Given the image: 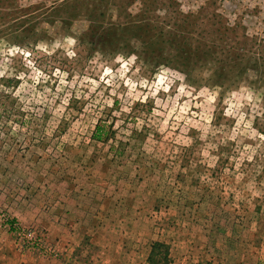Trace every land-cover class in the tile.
<instances>
[{"label": "rangeland", "instance_id": "rangeland-1", "mask_svg": "<svg viewBox=\"0 0 264 264\" xmlns=\"http://www.w3.org/2000/svg\"><path fill=\"white\" fill-rule=\"evenodd\" d=\"M66 190L124 264H264V0H0V231L71 264L3 206Z\"/></svg>", "mask_w": 264, "mask_h": 264}, {"label": "crops", "instance_id": "crops-1", "mask_svg": "<svg viewBox=\"0 0 264 264\" xmlns=\"http://www.w3.org/2000/svg\"><path fill=\"white\" fill-rule=\"evenodd\" d=\"M54 193L56 194L51 199L47 197L48 194L42 192L31 195L29 200L22 203L16 204L11 200L3 206L21 225L46 228L50 242H56L62 250L68 247L66 257L71 264H124L126 258H139L137 250H130L131 245L129 248L128 244L124 245V248L127 247L124 252L120 246L122 243L116 242L118 234L115 227L118 222L115 219H107L110 218L108 211L103 213L102 209L99 211L96 206L89 205V196L83 198L86 192L82 193L81 202L76 200L79 195L73 190H66L60 195ZM33 198L35 202L38 198L40 203H29ZM116 204L115 202L114 210ZM107 226L112 227V230L104 229ZM134 263L133 261L131 264ZM170 263L171 261L159 264ZM0 264L61 263L54 260H38L29 254H22L15 246L13 238L5 231H0Z\"/></svg>", "mask_w": 264, "mask_h": 264}, {"label": "trees", "instance_id": "trees-1", "mask_svg": "<svg viewBox=\"0 0 264 264\" xmlns=\"http://www.w3.org/2000/svg\"><path fill=\"white\" fill-rule=\"evenodd\" d=\"M186 53H188V52H186ZM184 56H185V55H184ZM185 60H188V61H189L188 58H185ZM187 65H190V62L187 63ZM158 247H163V245L155 244V245L153 246V252H152V256H151V258H150V262H153V263H156V264H159V263H166V256H165L164 258L160 259V260H156L157 258H155V257H159V255L155 252L156 250H158V249H157ZM153 255H154V256H153ZM153 257H154V258H153Z\"/></svg>", "mask_w": 264, "mask_h": 264}, {"label": "built area", "instance_id": "built-area-1", "mask_svg": "<svg viewBox=\"0 0 264 264\" xmlns=\"http://www.w3.org/2000/svg\"><path fill=\"white\" fill-rule=\"evenodd\" d=\"M0 218L3 220L4 219V216L3 215H0Z\"/></svg>", "mask_w": 264, "mask_h": 264}]
</instances>
